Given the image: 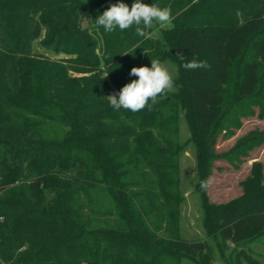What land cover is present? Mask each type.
Returning <instances> with one entry per match:
<instances>
[{"label":"trees","instance_id":"obj_1","mask_svg":"<svg viewBox=\"0 0 264 264\" xmlns=\"http://www.w3.org/2000/svg\"><path fill=\"white\" fill-rule=\"evenodd\" d=\"M118 2L134 0H0L1 264H212L230 243L231 264H264L250 247L264 236L262 163L241 195L217 203L208 192L215 160L264 144L252 132L216 150L255 107L264 117V0H141L171 9L168 49L153 27L144 38L98 26ZM39 39L63 56L37 51ZM151 59L176 66L175 87L140 111L113 109L107 96ZM193 59L208 67L185 70ZM189 146L204 238L181 223Z\"/></svg>","mask_w":264,"mask_h":264},{"label":"rangeland","instance_id":"obj_2","mask_svg":"<svg viewBox=\"0 0 264 264\" xmlns=\"http://www.w3.org/2000/svg\"><path fill=\"white\" fill-rule=\"evenodd\" d=\"M171 26L172 21L170 25H161L156 22L153 24V36L160 39L165 44L166 49H168V47L164 40L162 30ZM41 40L42 39L35 41L34 46L37 51L44 52L52 57L63 56V54L58 55L46 50L42 46ZM162 64L172 76L176 70V66L168 61L163 62ZM114 93H116V89L113 90V94ZM255 109L256 114L243 118L242 127L237 129L234 135L225 138L223 137L224 132L220 134L216 142V150L218 152H227L231 150L240 138L252 132H264V117L259 115V107H255ZM181 134L183 139H186L189 135L185 123L182 125ZM255 161H260L264 167V144L252 149L247 156L242 157L241 162L236 160L231 161L227 157H221L215 160L212 173L208 179L210 200L221 203L227 202L230 199L241 195L243 192L242 182L249 176L252 165ZM181 179L186 197L185 202L182 205L181 223L183 233L188 238H204L206 237V233L202 225L203 210L200 195L196 190L197 160L193 146H189L182 154ZM250 247L264 258V236L253 241L250 244ZM233 249V243H230L229 247L222 251L216 246V256L212 264H231Z\"/></svg>","mask_w":264,"mask_h":264},{"label":"clouds","instance_id":"obj_3","mask_svg":"<svg viewBox=\"0 0 264 264\" xmlns=\"http://www.w3.org/2000/svg\"><path fill=\"white\" fill-rule=\"evenodd\" d=\"M171 20L170 8H161L155 4L147 5L141 0H134L131 8L123 2L110 5L102 15L96 18V23L106 32H112L117 28L123 31L134 26L138 36L148 38V30L153 27L154 22L170 25ZM177 55L181 61L185 60L182 53ZM182 67L185 70H196L207 68L208 64L206 61L193 59L190 62H184ZM129 75L136 76L138 79L124 85L119 92L107 96L110 106L115 110L123 108L132 112L140 111L146 106L150 107L149 101L155 104L158 96L175 87L169 71L158 59H151V68L133 67ZM206 187L207 182L201 181V188L206 189Z\"/></svg>","mask_w":264,"mask_h":264}]
</instances>
